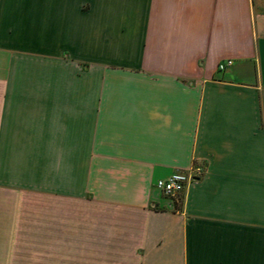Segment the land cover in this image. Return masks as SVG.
<instances>
[{
  "label": "crops",
  "instance_id": "1",
  "mask_svg": "<svg viewBox=\"0 0 264 264\" xmlns=\"http://www.w3.org/2000/svg\"><path fill=\"white\" fill-rule=\"evenodd\" d=\"M0 264H264V0H0Z\"/></svg>",
  "mask_w": 264,
  "mask_h": 264
},
{
  "label": "built area",
  "instance_id": "2",
  "mask_svg": "<svg viewBox=\"0 0 264 264\" xmlns=\"http://www.w3.org/2000/svg\"><path fill=\"white\" fill-rule=\"evenodd\" d=\"M231 63V61H228L227 65H230ZM225 66L226 64H221L219 68L224 69ZM204 173L205 168L195 164L190 170L177 171L166 178L158 180L155 186L165 196L178 200L186 187L195 179L200 178Z\"/></svg>",
  "mask_w": 264,
  "mask_h": 264
}]
</instances>
